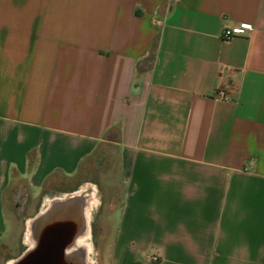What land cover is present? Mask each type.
Wrapping results in <instances>:
<instances>
[{"label": "crops", "instance_id": "0c3cea01", "mask_svg": "<svg viewBox=\"0 0 264 264\" xmlns=\"http://www.w3.org/2000/svg\"><path fill=\"white\" fill-rule=\"evenodd\" d=\"M94 170L98 264H264V0H0V248Z\"/></svg>", "mask_w": 264, "mask_h": 264}, {"label": "bare ground", "instance_id": "6f19581e", "mask_svg": "<svg viewBox=\"0 0 264 264\" xmlns=\"http://www.w3.org/2000/svg\"><path fill=\"white\" fill-rule=\"evenodd\" d=\"M98 205L97 189L93 184H86L76 192L49 200L45 210L28 222L26 241L31 246L30 251L8 264H19L24 258L31 262V259H41L48 253L53 255L50 264H66L72 257L75 259L72 264H96L94 259L83 263L76 257L83 250L87 255L92 253V246L88 242L90 223Z\"/></svg>", "mask_w": 264, "mask_h": 264}, {"label": "rangeland", "instance_id": "374dc122", "mask_svg": "<svg viewBox=\"0 0 264 264\" xmlns=\"http://www.w3.org/2000/svg\"><path fill=\"white\" fill-rule=\"evenodd\" d=\"M101 170V169H100ZM100 170H94L88 173H83L82 176L87 179H93L96 182L102 183L101 188H99L100 191H97L98 199H99V205H100V193L101 190L105 191V185L101 178ZM103 170H107V167ZM74 181H64L62 183L63 186H54L52 185L49 188H45L42 195L34 197L31 194L28 196H19L18 199L14 195L10 197V204L9 210L11 213V220H9V235L4 239L3 245L0 248V264H8L11 261H17L20 257H22L26 252H29L31 249V246L27 243L26 238L29 231V225L28 222L30 220L35 219V217L45 208L47 207V203L49 200L55 199V198H61L65 196L66 194L73 193L78 191L82 186L86 184H93L94 186H97L94 183H91L90 181H87L89 183H75ZM79 184V185H78ZM96 209L94 215L92 216V220L90 223V238L88 240L89 244L92 246V253L90 255L86 254V251L83 250L80 252L79 255H77L76 258L81 259L84 261L87 260H95L96 264H98V252L96 249V220H97V213L99 211V206ZM103 211V210H102ZM103 219V213L100 214L99 221H102ZM4 248H7L4 249ZM75 260L73 257L69 258L68 261H66V264H72V262ZM81 261V262H82Z\"/></svg>", "mask_w": 264, "mask_h": 264}, {"label": "built area", "instance_id": "2783aa9c", "mask_svg": "<svg viewBox=\"0 0 264 264\" xmlns=\"http://www.w3.org/2000/svg\"><path fill=\"white\" fill-rule=\"evenodd\" d=\"M253 26L252 25H242L239 29H226L222 33V39L224 41H231L235 39L236 37L240 36L242 32L246 31H252ZM215 98L220 101H228L229 96L224 90H219ZM152 262H158L159 258L157 256H151L150 257Z\"/></svg>", "mask_w": 264, "mask_h": 264}, {"label": "water", "instance_id": "95a60500", "mask_svg": "<svg viewBox=\"0 0 264 264\" xmlns=\"http://www.w3.org/2000/svg\"><path fill=\"white\" fill-rule=\"evenodd\" d=\"M48 254L45 257H42L41 259H31V262H28V260L26 261V258H24L23 260L21 259L19 261V264H50L49 260L51 259L53 261V255Z\"/></svg>", "mask_w": 264, "mask_h": 264}]
</instances>
